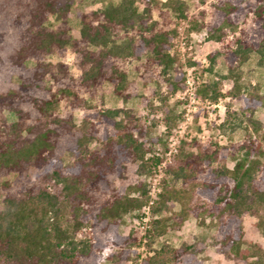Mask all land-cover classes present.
Instances as JSON below:
<instances>
[{
	"label": "trees",
	"instance_id": "1",
	"mask_svg": "<svg viewBox=\"0 0 264 264\" xmlns=\"http://www.w3.org/2000/svg\"><path fill=\"white\" fill-rule=\"evenodd\" d=\"M71 1L0 0V177L14 173L20 186L14 189L8 181L0 182V264H93L108 245L117 249L106 256L110 264H126L135 253L132 247L140 243L133 233L119 234L118 227L126 213L141 211L147 204L146 191L140 185L116 190L110 185L121 175L125 162H139L138 171H144L148 148L143 137L147 130L126 112L119 116L118 109H98L80 93L106 81L125 101L131 95L125 89L126 74L117 66V56H103L110 39L113 46L119 30L135 27L138 38L128 55L139 58L147 49L148 65L162 66L161 73L165 74L174 61L166 51L175 30L167 28L162 11L159 15L165 29L158 30L156 22H149L147 8L138 12V4L146 7L154 0H118L103 9L79 14V37L70 40L66 10ZM240 3L217 0L211 22L192 26L195 30L205 27L207 39L220 44L208 55V71L215 57L223 55L228 74L220 79L233 78L227 92L233 98L241 96L234 76L236 65L256 54V64L264 68V0H251L247 8ZM161 5L184 18L182 3L166 0ZM248 14L250 24L245 26ZM51 19L57 22L54 29L45 25ZM227 32L232 34L229 39L225 38ZM88 45L97 49H88ZM67 46L80 72L77 78L69 74L65 64L46 62L47 55L63 54ZM220 81L202 86L195 94L215 101L221 95ZM163 82L171 94L179 92L184 87L183 73L165 77ZM60 101L72 110L83 111L81 127L72 124L71 113L58 112ZM263 104L262 97L247 91L244 110ZM4 109L16 120H3ZM161 113L162 122L170 129L175 120L172 110ZM241 122L225 119L219 130L230 133ZM260 136L261 140L248 137L222 146L192 141L194 151L179 147L165 172L180 179L181 187L174 189L163 181L165 188L152 204V212L166 209L167 201L173 199L180 209L173 214L170 226L178 228L188 215L201 223L209 218L215 222L218 245L226 257L241 264H264V247L242 246V219L246 215L257 218L254 226L264 237V129ZM91 140L99 147L88 149ZM65 152L73 156L71 165L61 160ZM228 157L234 161L231 168L224 165ZM151 162L156 166L160 158L153 157ZM27 170L36 172L39 185H21L20 178ZM43 183L59 185L62 199ZM130 191H137L139 196H130ZM163 222L154 221V236L163 232ZM82 229L88 236L77 239ZM139 264L202 263L188 246L164 245L151 250Z\"/></svg>",
	"mask_w": 264,
	"mask_h": 264
},
{
	"label": "rangeland",
	"instance_id": "2",
	"mask_svg": "<svg viewBox=\"0 0 264 264\" xmlns=\"http://www.w3.org/2000/svg\"><path fill=\"white\" fill-rule=\"evenodd\" d=\"M166 0L150 1L145 7L138 4V12L147 8L149 12V22H156L158 29H165L163 19L159 11L165 13V22L168 29L175 30V35L169 39V48L166 51L173 58V63L165 74L161 73L162 66L151 65L146 62L149 51H145L139 58L128 55L136 43L138 35L135 27H126L118 31L117 37L110 39L107 44L108 50H105L103 56L111 54L117 56V66L126 74V91L131 95L125 101L113 93L112 84L102 81L93 89L80 93V96L91 102L96 108L118 109L119 116L126 112L132 119L144 125L147 133L143 137L144 146L148 151L144 154L143 162L145 169L138 171L139 162H125L124 169L119 177H116L110 185L112 189L120 187H133L140 185L146 191L148 202L141 211L134 210L123 216L122 223L118 227L119 234H135L140 238V243L132 247L135 253H131L130 260L126 264H139L144 256L151 253L161 246L167 245L175 248L184 246L190 247L195 257L202 264H241L226 257L219 248L215 222L205 218L204 222L188 215L178 228L171 225L172 216L180 209L179 202L168 200L166 209L152 212V204L158 200V194L165 188L163 181L174 189L181 187V180L174 179L170 173H166V168L173 164V157L179 147L185 150L194 149L191 142L209 143L214 142L217 145H229L244 141L248 137L260 139V134L264 129V104L244 110V98L247 91L256 97L264 99V68L256 64L257 55L250 54L248 59L240 65H236L234 76L237 77V83L240 85V98L231 97L227 92L232 87L233 78L221 80L220 77L227 75V60L223 55L215 57L211 70L208 71V55L220 48V44L214 40L207 39L205 27H199L198 30L192 29L193 25H206L211 22L213 4L217 0H175L183 4L182 15L178 16L176 12L163 7L161 4ZM118 0H72L68 5L66 13L67 33L70 40L79 37V19L78 15L90 11L100 10L109 4H116ZM156 2V4H155ZM251 0H241L240 7L247 8ZM250 14L246 17L245 26L250 24ZM45 25L54 29L57 22L53 19L48 20ZM240 26H243L240 24ZM232 34L227 32L226 39L231 38ZM113 38V37H112ZM131 42H126L127 39ZM88 49L95 51L97 47L88 45ZM46 62L55 64L61 62L65 64L69 74L77 78L79 70L74 66V53L67 46L63 54H49L46 56ZM188 62H193L188 65ZM183 73V90L171 94L166 84L163 82L165 77ZM221 80V81H220ZM220 81L218 92L221 94L215 101L207 97H199L195 94L196 90L202 86H209L211 83ZM189 82L191 85L189 86ZM247 90V91H246ZM162 99V100H161ZM163 109H171L175 117L174 125L167 129L162 122ZM60 114L71 113V122L78 128L83 124V111L81 109L72 110L64 101L58 105ZM1 117L10 123L16 120L13 113L2 110ZM225 119L242 120L241 125L236 127L230 133H221L219 124ZM157 141H154L156 140ZM88 149H96L99 143L91 140L86 145ZM264 150V147H263ZM158 157L160 162L154 166L151 158ZM264 157H262V160ZM64 165H71L73 156L67 152L61 155ZM234 161L226 158L225 167L231 168ZM16 174L10 173L0 177V182L8 181L13 188H19ZM37 174L34 170H27L22 178L21 185L32 186L39 185ZM51 192L56 193L62 199L60 186H51L41 184ZM14 188V189H15ZM2 191H0V210L3 208ZM130 196L138 197L137 191H130ZM108 195V194H107ZM16 197H19L17 194ZM102 198H99L101 200ZM264 218V211H261ZM67 213L64 212V216ZM157 219H164L163 232L154 236V230ZM257 218L246 215L242 219L243 228V247L259 245L264 247V237L260 231L255 228ZM148 235V237H146ZM86 230L82 229L77 233V239L87 237ZM117 249L108 245L98 254V258L93 264H110L106 256ZM135 255L139 257L135 259Z\"/></svg>",
	"mask_w": 264,
	"mask_h": 264
},
{
	"label": "built area",
	"instance_id": "3",
	"mask_svg": "<svg viewBox=\"0 0 264 264\" xmlns=\"http://www.w3.org/2000/svg\"><path fill=\"white\" fill-rule=\"evenodd\" d=\"M187 83H188L189 86L191 85L189 82H187Z\"/></svg>",
	"mask_w": 264,
	"mask_h": 264
}]
</instances>
